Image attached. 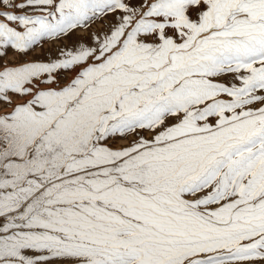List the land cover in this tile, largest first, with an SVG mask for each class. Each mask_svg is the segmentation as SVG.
Instances as JSON below:
<instances>
[{"label": "snow or ice", "instance_id": "1", "mask_svg": "<svg viewBox=\"0 0 264 264\" xmlns=\"http://www.w3.org/2000/svg\"><path fill=\"white\" fill-rule=\"evenodd\" d=\"M0 264H264V0H0Z\"/></svg>", "mask_w": 264, "mask_h": 264}]
</instances>
